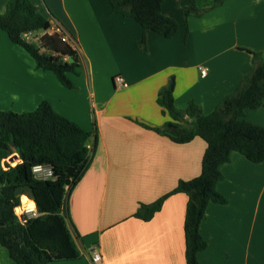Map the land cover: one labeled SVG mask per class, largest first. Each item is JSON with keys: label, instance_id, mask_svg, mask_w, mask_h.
I'll use <instances>...</instances> for the list:
<instances>
[{"label": "crops", "instance_id": "1", "mask_svg": "<svg viewBox=\"0 0 264 264\" xmlns=\"http://www.w3.org/2000/svg\"><path fill=\"white\" fill-rule=\"evenodd\" d=\"M10 1L0 0V14ZM31 1L53 24L52 32L77 45L80 75H70L77 89L65 90L53 72L38 69L1 31L0 110L31 112L49 100L85 130H97L91 165L68 201V226L80 258L51 264H92L94 251L103 264H187L186 194L169 197L148 222L134 217L140 204L154 203L202 172L203 139L177 144L153 130L170 121L158 94L175 78L177 108L195 102L205 115L213 113L253 72L252 52L264 60V0H223L217 7L213 0H199L207 12L189 17L187 26V3L166 0L164 14L179 24L171 39L113 13L108 0ZM200 68L208 69L206 77ZM116 76L127 87L117 85ZM252 110L261 118L251 116ZM252 110L247 120L264 127V105ZM239 154L221 166L225 179L218 191L228 202L208 207L201 264H264V162ZM238 171L244 175L236 179ZM0 264H15L1 243Z\"/></svg>", "mask_w": 264, "mask_h": 264}, {"label": "trees", "instance_id": "2", "mask_svg": "<svg viewBox=\"0 0 264 264\" xmlns=\"http://www.w3.org/2000/svg\"><path fill=\"white\" fill-rule=\"evenodd\" d=\"M108 1L113 13L131 17L144 31L150 30L167 39L178 32V22L163 12L166 0ZM178 1L187 3L183 11L186 26L189 17H201L207 12L198 6L199 0ZM215 3L214 7L220 6L223 0H215ZM52 28L53 24L31 0H11L6 12L0 14V32H6L13 43L23 47L38 69L53 72L64 87L76 90L70 75H80V52L63 41L61 33L52 32ZM43 31L46 33L39 44L23 38L24 34ZM252 54L253 72L209 115L195 102H190L183 110L177 108L175 78L158 94L157 103L170 121L153 130L177 144L203 139L206 150L202 172L194 179L179 181L173 190L154 203L140 204L134 217L148 222L161 211L169 197L186 194L187 264H201L199 255L208 248L201 234V224L209 205L228 202L218 191V185L225 179L221 166L231 161L233 152L242 154L252 163L264 162V127L246 119L248 109L264 105V60L261 54ZM96 131L85 130L60 114L49 100H44L31 112L0 110V243L15 264H51L80 258L68 226V201L91 165L90 143ZM13 155L18 158L16 165L8 161ZM37 166L50 168L52 177L38 178L34 172ZM23 196L36 204L37 217L25 215L22 220L16 213L22 201L26 205L30 203Z\"/></svg>", "mask_w": 264, "mask_h": 264}, {"label": "built area", "instance_id": "3", "mask_svg": "<svg viewBox=\"0 0 264 264\" xmlns=\"http://www.w3.org/2000/svg\"><path fill=\"white\" fill-rule=\"evenodd\" d=\"M53 29L54 28H52V31H53ZM43 32H44V34L46 33L45 31H43ZM43 35H42V32L24 34L23 38L26 39L27 41L31 42L30 39L35 37V39H36L35 44H39V40ZM35 39H33V40L35 41ZM63 41L69 43L75 50H78L77 45L74 44L73 42H69V39L67 36L63 35ZM65 60H67V58H65ZM200 73H201L202 77H206L208 75V69L207 68H200ZM115 81H116L117 85H119L121 87H127L125 80L121 76H116ZM34 172L37 175V177L40 179L46 180V179H50L52 177V170L50 168H47V167L37 166V167H35ZM20 208L22 209V211L20 212L19 217H24L25 215H27V217L33 218V217H37L39 215L37 208H36V205L34 206V210H27V207H20ZM91 261H92V264H103L102 256L98 251L93 252L92 257H91Z\"/></svg>", "mask_w": 264, "mask_h": 264}, {"label": "rangeland", "instance_id": "4", "mask_svg": "<svg viewBox=\"0 0 264 264\" xmlns=\"http://www.w3.org/2000/svg\"><path fill=\"white\" fill-rule=\"evenodd\" d=\"M214 2H213V4H212V7H214L215 5H216V3H215V0H213ZM33 39H35V37H33V38H31L30 39V41L32 42V43H34L35 44V42H36V39H35V41L33 40ZM42 53H44V51H41ZM78 76V75H77ZM58 79V78H57ZM63 86V85H62ZM50 89H53V91H54V93L56 92L55 90H54V88L53 87H49ZM64 89L65 90H70V89H68V88H66V87H64ZM38 94H43V95H45V92H43V91H41L40 93H38ZM81 103H82V101H81ZM252 110V109H251ZM253 112V113H252ZM250 115L251 116H253V117H257V118H261V115H260V113L258 112V111H256V110H252V111H250ZM247 119V118H246ZM239 154V153H238ZM240 155V154H239ZM241 156L242 157H244L242 154H241ZM245 158V157H244ZM246 160V159H245ZM10 163H12L13 165H16L17 164V162H18V158H17V155H13L9 160H8ZM240 170V169H239ZM237 174V175H236ZM235 174V177H236V179H238V178H240V176H242V175H244V173L243 174H240V171H238L237 173ZM255 174H257V173H253V174H251V175H255ZM23 198H26L25 196H23ZM23 198H22V200H23ZM29 198V197H28ZM27 198V199H28ZM30 199V201L32 200L31 198H29ZM28 199V200H29ZM29 201V202H30ZM21 207H27V205L26 204H24L23 203V201H22V205H21ZM20 214V213H19ZM18 214V215H19Z\"/></svg>", "mask_w": 264, "mask_h": 264}, {"label": "clouds", "instance_id": "5", "mask_svg": "<svg viewBox=\"0 0 264 264\" xmlns=\"http://www.w3.org/2000/svg\"><path fill=\"white\" fill-rule=\"evenodd\" d=\"M24 199L26 200V198H24ZM27 210H34V205L31 204V203H28L27 204ZM15 211H16L17 214H19L22 211V209L21 208H17Z\"/></svg>", "mask_w": 264, "mask_h": 264}, {"label": "water", "instance_id": "6", "mask_svg": "<svg viewBox=\"0 0 264 264\" xmlns=\"http://www.w3.org/2000/svg\"><path fill=\"white\" fill-rule=\"evenodd\" d=\"M22 218V220H24V217H21Z\"/></svg>", "mask_w": 264, "mask_h": 264}]
</instances>
